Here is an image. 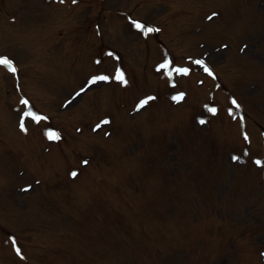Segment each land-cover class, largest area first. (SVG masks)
<instances>
[{"label": "rangeland", "instance_id": "374dc122", "mask_svg": "<svg viewBox=\"0 0 264 264\" xmlns=\"http://www.w3.org/2000/svg\"><path fill=\"white\" fill-rule=\"evenodd\" d=\"M54 1L0 0V57L17 66L14 75L0 65V229L16 231L22 243L30 229L35 245L29 254L23 249L28 256L23 255L32 264H264V167L255 163L264 162V0H81L71 6L68 0L56 6ZM63 8L71 11L69 17ZM121 9L157 23L161 32L145 35L134 22H124ZM213 13L218 15L209 21ZM90 21L99 28H86ZM73 28L79 30L76 40ZM141 40L152 41L141 46ZM101 43L130 56L128 65L139 71L135 89L116 91L97 80L104 88L71 97L95 84L94 75L107 71L109 79L114 76L111 51L104 52L103 65L93 62L105 51L99 49ZM162 46L175 58L167 60L168 71L158 74L157 62L165 57ZM145 59L151 62L142 76ZM198 59L215 70L217 78L178 79L174 67L182 65L204 75L194 63ZM116 84L122 88L121 81ZM173 86L188 87V100L181 105H175L174 97L180 95L173 94ZM143 96H156L155 110L142 108L135 116ZM25 99L32 101L31 108ZM170 100L174 110L168 109ZM214 106L219 118L209 111ZM57 108L74 113L52 127L61 126L63 134L107 119L115 123L117 136L104 142L101 133L86 129L97 136L83 134L80 143L65 140L59 145V128L60 139L52 148L49 134L54 131L48 119L57 115ZM29 109L43 119L25 116ZM245 112L253 128L247 129ZM121 113L127 118L119 121ZM22 118L26 131L20 127ZM71 138L68 134L67 140ZM141 144V155L133 160ZM72 148L83 156L70 164ZM116 151L122 156H114ZM93 153L106 165L117 162L110 166L112 178L107 175L110 169L102 166L93 173L97 181L90 183V191L77 186L72 195L60 194V181L52 182L56 173L75 171ZM138 166L150 175L141 183L146 198L142 191L127 194L125 186L116 190ZM104 181H110L102 192L109 199L103 200L108 203L104 211L98 219H79L97 201L96 183L104 187ZM26 184L30 191L39 189L37 194L22 191ZM139 184L134 183L137 190ZM61 186L69 188L68 183ZM54 202L63 210H53ZM6 243L8 253L0 249V264L28 263L13 249L16 244ZM60 247L63 260L57 254ZM109 249L110 257L104 254Z\"/></svg>", "mask_w": 264, "mask_h": 264}, {"label": "snow or ice", "instance_id": "6c2138e0", "mask_svg": "<svg viewBox=\"0 0 264 264\" xmlns=\"http://www.w3.org/2000/svg\"><path fill=\"white\" fill-rule=\"evenodd\" d=\"M59 2L60 3H64L65 0H59ZM76 2H77V0H73V3H76ZM216 15H218V14L217 13H213L207 19L209 21H211ZM134 27L136 29L140 30L141 32H143L145 35L160 31L159 28H154V27L148 26V25H146L144 23H141V22H134ZM194 63L196 65L201 66L204 69V71L207 72L209 75H212L213 74L212 69L205 63V61L203 59L195 60ZM0 65L5 66L14 75L17 72V66L15 65L14 61H12L11 59H9L7 57H0ZM162 67H168V65H162ZM175 71L178 74L187 75V74H189L190 69H188V68H182V69L181 68H176ZM108 79H109V77H107V76H98V77L93 78L92 83H95L97 80H108ZM115 79H117V80L121 81L122 83H125L126 84V81L124 80V75H123L122 72L118 73L115 76ZM76 95L79 96L80 93H77ZM152 99H155V98L154 97H149L148 99L141 100L139 102V104L137 105V111H139L140 109L144 108L149 103V101L152 100ZM174 99L177 100V101L183 99V94H181L178 97H174ZM23 103L25 105L28 104V102L26 100L23 101ZM232 103L237 108H239V105L237 104V102H236L235 99L232 101ZM209 111H211L213 114H215L217 110H216V108L213 107V108H210ZM24 115L25 116H32V118L35 119V120H37V122L39 121V119H43L42 117H36L31 112V109H29V111L26 112ZM108 123H109V121L107 119H105V120H103L101 122V124H98L96 127H97V129H99L101 127V125H107ZM200 123L203 124V123H205V121L201 120ZM20 127H21L22 130H25L26 131L23 118L21 119ZM49 139L59 140L60 139V136H59L58 133L57 134L50 133L49 134ZM245 139L246 140L248 139L247 135H245ZM245 154L247 155V153H245ZM233 159L234 160H239L240 157H233ZM83 163L86 165L88 162L87 161H84ZM255 163L258 166L264 167V162H262L261 160H256ZM71 175L73 176V178H75L78 175V173L76 171H72L71 172ZM30 189H31V186H28V187L22 188L21 190L22 191H30ZM12 243H13V245L16 244L15 238H13ZM15 250H16L17 254L19 255L20 252H21V249L19 247H16Z\"/></svg>", "mask_w": 264, "mask_h": 264}]
</instances>
